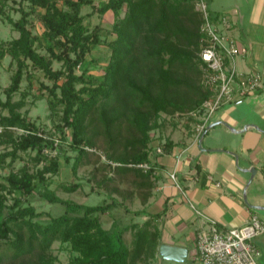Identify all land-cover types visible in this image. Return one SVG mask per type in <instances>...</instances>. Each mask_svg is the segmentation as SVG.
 I'll list each match as a JSON object with an SVG mask.
<instances>
[{
  "label": "trees",
  "instance_id": "obj_1",
  "mask_svg": "<svg viewBox=\"0 0 264 264\" xmlns=\"http://www.w3.org/2000/svg\"><path fill=\"white\" fill-rule=\"evenodd\" d=\"M19 1H30L32 12L39 8L46 10L41 20L44 26L42 38L48 54L36 48L38 37L28 25L30 20L23 7H20L22 17L19 20L8 15L19 36L9 42H0V60L9 54L18 60V69L6 89V100L0 98V107L8 110L7 114L0 115L3 133L0 145L11 148L0 153V165L9 158V163H13L21 152L30 150H35V159L42 162L46 159L45 149L56 148L55 141L45 137L37 124L20 112L24 100L13 101L14 94L21 89L24 67L29 61L53 80V85L48 87L55 98L51 106H62L64 125L72 128L71 146L78 151L71 165L72 174L78 175L79 168L85 164V155L90 151L87 147L94 145L87 136V129L93 120L90 114L96 111L109 134L112 127L124 118L136 126L140 137L129 142L139 145L136 152L108 156L117 163V173L132 172L138 187H147L151 191L158 177L155 165L144 171L129 164L152 162L151 131L160 126V114L188 112L190 123L195 125L198 119L191 113L202 109L210 96L209 89L202 83L199 57L201 16L195 10V0H108L102 6H96L99 13L113 10L115 15L113 29L116 37L108 44L112 55L101 76L89 74L88 66L83 65L89 46L102 43L99 32H90L81 14V7L94 4L93 0H62L69 9H65V5L59 6V0ZM124 6L125 14L121 16ZM54 59L62 62L61 68H53ZM82 66L81 73H77V67ZM118 102L123 107H118ZM89 117L91 122L87 123ZM16 129L23 130V133L16 136ZM173 146L174 142L167 139L164 151L170 152ZM65 158L69 160L68 156ZM59 170L60 157L55 155L38 170V174L27 166L12 171L7 177L8 187L20 195L12 197L11 203L3 191L6 185H0V264H149L161 257V232L155 224L161 213L135 210L133 214L136 216L148 218L143 223L126 225L113 220L109 228L103 226L101 215L118 205H125L130 211L116 196L111 195L112 199L103 204L86 205L63 199L55 191L46 189L43 197L64 205L66 210L57 216L50 215L46 224L36 221L42 212L29 199L36 192L35 178L45 182L47 173L57 174ZM106 181L102 179V186ZM60 186L70 192L80 188L81 183L69 181ZM149 196L150 192L146 197ZM129 230L134 232L131 247L124 237ZM56 240L70 243L78 255L67 263H56V257L49 252ZM34 256L36 260L32 258Z\"/></svg>",
  "mask_w": 264,
  "mask_h": 264
},
{
  "label": "crops",
  "instance_id": "obj_2",
  "mask_svg": "<svg viewBox=\"0 0 264 264\" xmlns=\"http://www.w3.org/2000/svg\"><path fill=\"white\" fill-rule=\"evenodd\" d=\"M208 3L212 16H230V34L247 48L238 59L239 68L258 71L264 78V0ZM236 97L216 113L201 137L197 138L193 123L180 124L167 134L174 142L170 152L158 154L153 149L151 163L158 177L142 209L161 213L155 223L161 232L160 245L187 247L194 256L196 232L205 217L226 228L242 226L253 213L264 219V86ZM173 172L177 182L170 176ZM133 182L135 190H145ZM260 237L256 242L261 250L264 237Z\"/></svg>",
  "mask_w": 264,
  "mask_h": 264
},
{
  "label": "rangeland",
  "instance_id": "obj_3",
  "mask_svg": "<svg viewBox=\"0 0 264 264\" xmlns=\"http://www.w3.org/2000/svg\"><path fill=\"white\" fill-rule=\"evenodd\" d=\"M108 0H93L94 4H84L81 7V14L84 15V24L88 27L90 32L98 31L102 43L92 44L89 46V50L86 55V59L83 65L88 66L89 74L95 76H101L104 73V68L109 63L112 55L109 43L116 37V33L113 29V23L115 15L113 10H109L102 14L96 10V6H102ZM59 6L65 5L62 0L58 2ZM195 10L197 9L196 0ZM0 42H9L12 39L19 36V31L15 29L13 24L8 20L10 15L13 20H19L22 17V11L20 7L25 9L26 17L30 20L29 26L32 28L34 34L38 37L35 44L36 48L41 53L48 54L46 49V43L42 38L44 31L41 15L45 13V9L39 8L35 12L31 11L30 1L20 2L19 0H0ZM65 9H69V6H64ZM126 6L121 10V16L125 14ZM200 13V12H199ZM201 16V13H200ZM202 22V16H201ZM201 25V23H200ZM61 48L59 47L58 50ZM53 68H61L62 62L54 59ZM18 69V60L14 59L11 55L6 54L0 60V98L4 101L7 98L6 89L12 83V77ZM82 67H77V73H81ZM53 85V80H50L42 70L34 67L31 62H27V66L24 67V76L20 84V91L16 92L13 96V101L24 100V106L20 109L27 118L32 122H35L43 135L49 140H54L56 148L48 147L45 149L46 159L42 162H38L36 157V151L30 150L29 152H21L13 163L10 162V158L5 164L0 165V185H6V189H3L4 193L9 198V203L13 200L12 197H18L20 194L18 191L8 187L7 181L8 175L12 171H19L23 166L29 167L31 172L38 174L45 164L49 163L51 157L55 155L60 157V170L57 174L47 173L45 175L46 181L42 182L38 177L35 178L36 192L29 196L30 201L35 205L36 209L42 214L35 218L36 221L41 224H46L50 221L51 216H57L65 212L66 207L60 203H52L43 197V193L46 189L55 191L63 199L74 200L78 203H84L86 205H98L103 204L105 201H110L112 196H116L118 200H123L129 207L128 212L125 209V205H118L111 212L101 215V220L105 228H109L113 222L121 225L131 223H143L145 219L142 216H136L133 211L142 209L145 204L146 195L148 194V188L145 190H135L134 180L136 176L132 173L119 174L117 173L116 162H113L109 158V154L114 156L129 155L136 152L139 145H132L129 142L137 137H140V132L136 126L124 118L121 123H117L111 129V134L107 132L106 125L103 119L94 111L90 114L87 120L91 123L88 124L87 136L94 141L93 149L95 151H89L85 155V164L81 165L78 171V175L75 177L71 171V165L78 154V151L71 146L72 140V128L65 127L62 120V106L58 105L53 108L51 101H54V96L50 93V88ZM58 95L59 90L56 91ZM118 107H123L120 102L117 103ZM180 112V113H179ZM8 110L0 107V115L7 114ZM99 113V112H98ZM188 112L176 111V112H163L160 114V126L151 131L153 137V145L158 143H165L168 139V132L178 128L180 124L185 126L191 124L188 117ZM90 119V120H89ZM63 130V131H62ZM62 132L64 138H61ZM23 133L21 130H14V134L19 136ZM2 130L0 129V139L2 138ZM59 144V145H58ZM11 148L6 144L0 145V153L7 151ZM68 156L69 160L65 157ZM112 178V180H108ZM102 179L107 180L105 185L102 186ZM80 182L81 187L76 191H66L60 184L64 182ZM136 194V195H135ZM136 201H132V196ZM131 196V197H130ZM134 232L129 230L125 233L124 237L127 244L131 247ZM264 237L261 236L260 238ZM261 247V263L264 264V244L260 243ZM55 257L56 263H67L78 253L71 248V244L68 242H61L56 240L52 243L49 250ZM39 253L38 251L36 252ZM192 251L186 262H179L174 260H168L161 258L160 260L151 261L149 264H193ZM36 260L37 257H32Z\"/></svg>",
  "mask_w": 264,
  "mask_h": 264
},
{
  "label": "built area",
  "instance_id": "obj_4",
  "mask_svg": "<svg viewBox=\"0 0 264 264\" xmlns=\"http://www.w3.org/2000/svg\"><path fill=\"white\" fill-rule=\"evenodd\" d=\"M208 2L196 0L202 16L199 38L202 83L210 91L202 109L191 113L198 119L194 125L197 138L202 136L213 117L226 103L235 101L236 96L254 94L264 86L260 72L239 68L238 59L247 53V48L230 34L233 26L230 16L226 13L212 16ZM87 149L95 151L90 147ZM154 149L158 154L165 153L164 143L154 145ZM177 157L179 159L181 155ZM129 165L143 168L144 171L152 167L151 162ZM170 176L177 182L174 172ZM196 213L203 216L198 209ZM262 235L264 219L258 213H253L242 226L231 228L222 227L216 219L205 217L204 224L196 232L193 264H262L261 250L256 242Z\"/></svg>",
  "mask_w": 264,
  "mask_h": 264
},
{
  "label": "water",
  "instance_id": "obj_5",
  "mask_svg": "<svg viewBox=\"0 0 264 264\" xmlns=\"http://www.w3.org/2000/svg\"><path fill=\"white\" fill-rule=\"evenodd\" d=\"M212 125L209 127L211 128ZM160 255L168 260L186 262L190 255V250L187 247L162 243L159 248Z\"/></svg>",
  "mask_w": 264,
  "mask_h": 264
}]
</instances>
